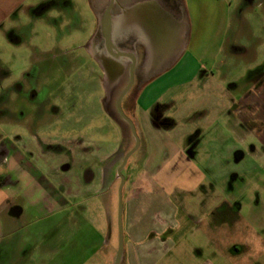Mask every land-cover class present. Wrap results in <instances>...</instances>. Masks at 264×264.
<instances>
[{"label":"rangeland","instance_id":"obj_1","mask_svg":"<svg viewBox=\"0 0 264 264\" xmlns=\"http://www.w3.org/2000/svg\"><path fill=\"white\" fill-rule=\"evenodd\" d=\"M243 3L211 6L209 21L194 24L185 62L201 69L199 77L161 99L176 126L154 140L152 154L138 150L121 171L122 209L136 184L147 220L165 222L157 264H264V0ZM26 6L0 30V146L7 152L0 186L19 193L10 209L24 215L1 230L0 264H81L70 245L83 249L94 217L106 228L107 216L91 205L93 223L74 218L90 203L74 202L70 193L92 190L89 168L117 149L121 132L109 116L101 71L84 49L96 29L89 0ZM112 114L120 122L116 109ZM121 124L116 177L135 146ZM185 145L186 154L172 149ZM120 188L119 181L109 212L117 241L86 264H110L108 255L117 254ZM53 193L66 207L49 215ZM109 197H98L105 208Z\"/></svg>","mask_w":264,"mask_h":264},{"label":"crops","instance_id":"obj_2","mask_svg":"<svg viewBox=\"0 0 264 264\" xmlns=\"http://www.w3.org/2000/svg\"><path fill=\"white\" fill-rule=\"evenodd\" d=\"M28 1L0 0V30L5 24L12 22L18 13L30 8L26 6ZM243 1L244 6L249 8L252 6L251 0ZM224 2L225 0H89L96 28L92 34L94 49H91V56L96 60V67L101 71L102 82L110 101L115 100L128 84L127 73L132 64L131 58L135 60L133 81L123 100V109L135 126L140 140L138 150L144 149V152L149 151L152 154L154 140L166 137L175 128V120L164 115L168 105L162 104V96L198 79L201 69L196 66L189 67V59L185 62L193 37L194 24L197 22V25L200 23L203 26L209 21L206 17L209 7ZM105 19L110 25L113 48L130 58L115 57L112 53L105 55L101 50V43L105 39L102 33ZM222 35L223 30L218 31L215 37ZM112 112L109 116L121 132L122 138L118 144L120 147L118 148L117 145L116 150L105 155L106 157H103L95 167L89 168L91 176L86 184H88L87 188H92L91 191L87 190L84 195L75 191L70 193L72 201L90 203L85 211L73 214L74 218L77 215L92 219L90 222L93 223L91 205L94 206L93 209H96L99 217L105 212L107 216L106 228L104 225L96 226L97 221L94 217L92 240H88L83 249L75 250V242L71 241L72 253L81 258L83 261L81 264L94 259L104 246L109 247L112 244L114 238L117 241L116 222L109 212L114 204L113 188L120 181L115 171L120 166L118 153L124 143L125 133L121 120L119 119L120 123ZM172 149L180 154H186L188 151L186 145L174 146ZM14 157L21 160L17 154H14ZM146 160L149 161V157ZM5 185L0 186V214L6 215L5 220L0 222V233L1 230L12 227L17 218L24 217L22 212L15 213L10 209L13 206L9 203L10 199L19 193L10 190L9 184L6 185L9 188L4 189ZM133 185L135 187L128 191L124 199V210L122 209L123 253L120 264H157L156 259L160 260L165 252L164 243L159 238L168 230L163 220L157 222L147 220L144 210L140 207V203L143 202L139 195L140 190L136 184ZM108 193H111L110 197ZM100 195L110 198L109 202L106 200L108 204L106 208L100 203L98 198ZM63 202L65 200L60 194L53 193L48 199L50 204L48 214L52 215L65 208L66 206L61 207ZM104 237L106 238L103 242ZM60 250L65 254V250L62 248ZM108 259L110 264H114L116 259L114 250L108 255Z\"/></svg>","mask_w":264,"mask_h":264},{"label":"water","instance_id":"obj_3","mask_svg":"<svg viewBox=\"0 0 264 264\" xmlns=\"http://www.w3.org/2000/svg\"><path fill=\"white\" fill-rule=\"evenodd\" d=\"M106 15H108V12H106ZM102 33L106 39L108 49H109V51H111L112 54H114L116 57H119V58H122V57L130 58L128 55L123 54V53H121V52H119L113 48L112 43H111V37H110V25H109L107 19H105V22L102 26ZM131 60H132V66L130 68V84L117 101V112H118L119 116L121 117V119L130 127L133 138L135 140V146L125 156V158L122 162V166H121L119 173H118L119 174L118 176H119V179L121 182L120 200H119V202H120V206H119V247H118V251L116 254V259H115L114 264H120L121 263L122 253H123V229H122V225H121V218H122V195H121V191H122V187L124 185L125 180L121 175V171L125 168L128 160L138 150L139 145H140V141H139V138L137 136L135 126H134L133 122L125 115V113L123 112L122 106H121V102H122L123 98L127 95V93L129 92V89L131 87V83L133 81L132 74H133V69L135 67V60L133 58H131Z\"/></svg>","mask_w":264,"mask_h":264},{"label":"flooded vegetation","instance_id":"obj_4","mask_svg":"<svg viewBox=\"0 0 264 264\" xmlns=\"http://www.w3.org/2000/svg\"><path fill=\"white\" fill-rule=\"evenodd\" d=\"M93 38H92V36L90 37V39H89V41H88V44H86L84 47V49L89 53V55H90V58H91V60H93L94 61V64L96 65V60L91 56V49H94L93 48V40H92ZM101 50H103V53L105 54V55H107V54H109V53H111V51H109V49H108V46H107V43H106V39H104L103 40V42L101 43ZM116 57V56H115ZM131 66H132V64L130 65V67H129V70H128V78H129V81H128V84L125 86V88L118 94V96L116 97V99L115 100H113V101H110V100H108V102H109V105H110V107H111V109H112V111L113 110H115L116 109V112H117V101H118V99L120 98V96L123 94V92L126 90V88L129 86V84H130V68H131ZM134 69H135V67H134ZM134 69H133V73H134ZM132 76H133V74H132ZM110 94H111V91H110ZM128 94V93H127ZM125 98V97H124ZM124 98H123V100H124ZM123 100H122V102H121V106H122V109H123ZM111 102H112V105H111ZM115 109H114V108ZM123 112H124V109H123ZM120 120H121V118H120ZM121 122L123 123V120H121ZM124 124H126L125 122H124ZM2 146L3 145H1L0 146V156H4L5 157V159L3 160V161H5L6 160V156H7V152H6V150H5V148H4V152L3 151H1V148H2ZM134 148V147H133ZM0 160H1V157H0ZM2 161V162H3ZM1 164V163H0Z\"/></svg>","mask_w":264,"mask_h":264}]
</instances>
